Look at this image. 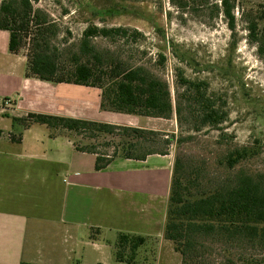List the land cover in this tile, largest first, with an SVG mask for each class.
<instances>
[{
  "label": "trees",
  "instance_id": "obj_1",
  "mask_svg": "<svg viewBox=\"0 0 264 264\" xmlns=\"http://www.w3.org/2000/svg\"><path fill=\"white\" fill-rule=\"evenodd\" d=\"M172 2L184 13L205 18L203 20L207 25L223 17L231 32L236 31L238 0ZM259 9L258 12L247 13L244 10L241 13L252 44L259 42L262 33L260 27L264 24V7ZM0 30L10 33L9 48L12 53H18L24 44L29 47L28 77L98 88L102 91L103 111L164 120L176 119L178 136L144 128L41 114L14 119L26 128L40 124L53 132L61 129L95 141L103 138L105 142L102 143L85 146L75 143L78 151L96 155L97 171L105 170L117 158L143 161L154 154L169 155L174 143L180 147L204 130L223 131V126L229 121L227 103L223 98L210 93L209 82L205 79H192L187 75L189 68L196 72L213 71L215 65L204 67L174 42L168 41V47L179 65L173 69L171 84L165 76L168 63L165 53L159 52L156 59L134 63L132 55L126 59L123 54L100 47L96 42L97 39L138 42L145 35L136 29L90 25L83 32L77 51L66 55L55 43L58 40V27L50 15L35 9L32 0H2ZM258 48L264 54V46L258 45ZM137 52L144 58L147 56L144 51ZM68 59L70 65L65 64ZM218 68L222 76L229 80L235 78L231 63ZM118 139L122 140L121 145L116 143ZM258 154L255 147L238 148L228 154L226 162L233 168L242 160ZM184 175L185 165L177 157L164 238L173 243L176 252L182 256V264H197L195 255L204 250L203 244L209 239L216 242L222 239L242 242L252 250L264 252V175L253 177L239 174L232 184L218 186L210 195L194 201L185 200L182 194ZM146 239L140 235L119 234L118 251L115 253L117 262L135 264L137 250L145 244ZM126 249L130 252L129 258L125 256ZM258 264H264V260Z\"/></svg>",
  "mask_w": 264,
  "mask_h": 264
},
{
  "label": "crops",
  "instance_id": "obj_2",
  "mask_svg": "<svg viewBox=\"0 0 264 264\" xmlns=\"http://www.w3.org/2000/svg\"><path fill=\"white\" fill-rule=\"evenodd\" d=\"M9 44L0 30V264H111L121 233L162 239L172 153L97 171L96 155L66 131L14 121L41 114L156 130L155 118L103 111L98 88L28 77L26 56Z\"/></svg>",
  "mask_w": 264,
  "mask_h": 264
},
{
  "label": "rangeland",
  "instance_id": "obj_3",
  "mask_svg": "<svg viewBox=\"0 0 264 264\" xmlns=\"http://www.w3.org/2000/svg\"><path fill=\"white\" fill-rule=\"evenodd\" d=\"M1 2L2 0L0 4ZM32 2L35 9H41L54 20L58 27V40L55 43L66 55L77 51V44L90 25L127 27L140 31L145 37L138 42L97 39V44L123 54L126 59L132 55L134 63L156 59L159 52L165 53L168 57L165 76L171 84L174 78L173 69L179 63L172 56L168 41L181 45L182 49L187 50L204 67L208 64L215 65L213 71L196 72L194 69H187L190 78L207 80L210 93L225 100L229 121L223 126V131L204 130L196 134L192 141L180 147L174 143L170 147L174 164L177 157H180L185 165L182 179L185 200L194 201L206 197L218 186L232 184L237 175L242 173L253 177L264 175V54L258 48V45L264 46V24L260 27L262 33L259 42L252 44L246 22L241 19L244 10L250 13L263 8L264 0H238L235 32H231L223 17L214 19L207 25L203 20L205 18L180 11L172 0ZM137 50L144 51L147 56L144 58ZM18 53L27 58L29 47L24 44ZM69 59L65 64H71ZM230 63L235 76L233 80L222 76L218 70V67L224 68ZM151 123L156 131L166 135H179L176 119H154L150 120ZM10 129L20 136L18 127ZM63 132L65 131L61 129L56 130V133ZM65 133L80 146L105 142L103 138L95 141L75 133ZM116 143L121 145L122 140L118 139ZM243 147H255L259 154L230 168L226 157ZM112 152L113 148L110 149V153ZM117 243L118 237L114 241V253L118 251ZM203 245L204 250L195 255L197 264H258L264 260V252L259 249L252 250L242 242H228L223 239L216 242L209 239ZM129 255L130 252L126 249V258ZM135 258V264H182V256L164 236L162 239L147 237L145 244L137 250ZM111 264L125 263L117 262L114 254Z\"/></svg>",
  "mask_w": 264,
  "mask_h": 264
}]
</instances>
